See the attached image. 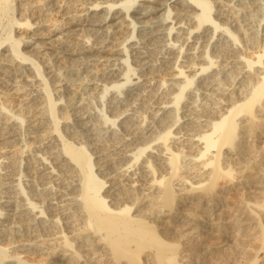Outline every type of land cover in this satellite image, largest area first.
<instances>
[{
	"label": "bare ground",
	"instance_id": "obj_1",
	"mask_svg": "<svg viewBox=\"0 0 264 264\" xmlns=\"http://www.w3.org/2000/svg\"><path fill=\"white\" fill-rule=\"evenodd\" d=\"M101 3L0 0V264H264V0Z\"/></svg>",
	"mask_w": 264,
	"mask_h": 264
},
{
	"label": "rangeland",
	"instance_id": "obj_2",
	"mask_svg": "<svg viewBox=\"0 0 264 264\" xmlns=\"http://www.w3.org/2000/svg\"><path fill=\"white\" fill-rule=\"evenodd\" d=\"M36 2V1H38V0H33V2ZM74 1H77V2H74ZM85 1H86V3H87V0H84V2H83V0H56L55 1V3H54V5L51 7V9H53L52 11H56L57 9L56 8H60L59 10H62V12H65L66 10H68V9H73L74 7H78V5H79V3H84V4H86L85 3ZM98 1H100V2H102L101 3V5H100V7H103L105 4H104V2L106 1H104V0H98ZM72 2V3H71ZM14 6H15V10H14V16L16 17V18H22V16L23 17H26V18H29V17H33L36 21H38L39 22V17H41V19H42V15H45V14H43V13H40L39 11H37L38 9H36V8H28V9H25L24 7H23V2L21 1V0H14ZM56 3H58V5L56 4ZM60 3V4H59ZM69 4H72V6H71V8H70V6H68ZM75 4H77V5H75ZM83 4V5H84ZM67 5V6H66ZM74 5V6H73ZM16 6H18V7H16ZM58 6V7H57ZM60 6V7H59ZM68 8V9H66L65 10V8ZM64 8V9H63ZM56 9V10H55ZM24 10H26V11H24ZM64 10V11H63ZM23 11V12H22ZM52 11H50L49 13H47L46 15H49V16H44L43 18H44V20H47V21H42V20H40V21H42V22H39V23H42V24H48V25H50L51 23H53L54 22V20L56 19H59L60 17H59V15L57 14V13H53ZM16 12H18V13H16ZM37 12H39L38 14H37ZM61 12V13H62ZM67 12V11H66ZM29 13H31V14H29ZM33 13H35V14H33ZM54 14H56V15H54ZM234 14V13H233ZM233 14H231L230 13V15L228 14V18L229 19H232L233 18ZM26 15V16H25ZM34 15V16H33ZM233 15V16H232ZM39 16V17H38ZM232 16V17H231ZM51 22V23H50ZM50 23V24H49ZM79 33V32H78ZM79 34H82L81 32L79 33ZM149 46V45H148ZM149 48H151V46L149 47ZM55 50V49H54ZM58 55L57 54V52H56V50L55 51H53V53H52V55H51V58H55V57H53L54 55ZM59 56V55H58ZM53 61H54V63H53V66L57 69L58 67L60 68V70H62L64 73L66 72V73H69V72H67L68 71V69H70V68H74L77 64L76 63H74V62H68V61H64V60H62L61 58H59V59H53ZM56 62V63H55ZM58 62V63H57ZM63 63V64H62ZM71 63V64H70ZM75 64V65H74ZM89 68H91V67H89ZM67 76H71L72 78H74L75 77V75L74 74H71V75H67ZM74 76V77H73ZM76 82H78V79L77 80H75V86H73V88L74 87H76L77 86V83ZM14 99V98H13ZM15 100V103L14 104H16L17 102V100H16V98L14 99ZM98 143V144H97ZM100 142H95V144H94V146L96 147H94L95 148V152H97L96 154H101V156L102 157H104V156H107L108 154H109V152H111V149L107 146V144H104V143H100ZM99 145V146H98ZM105 145H106V147H105ZM101 146H103V147H101ZM98 147H99V149H98ZM103 150H102V149ZM101 149V150H100ZM108 149H109V151H108ZM99 150V151H98ZM103 151V152H102ZM105 152V153H104ZM107 152V153H106Z\"/></svg>",
	"mask_w": 264,
	"mask_h": 264
}]
</instances>
